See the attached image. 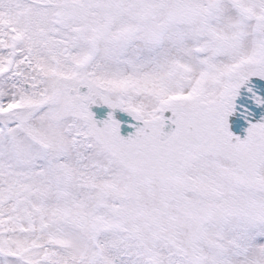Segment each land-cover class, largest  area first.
<instances>
[{
    "label": "snow or ice",
    "instance_id": "snow-or-ice-1",
    "mask_svg": "<svg viewBox=\"0 0 264 264\" xmlns=\"http://www.w3.org/2000/svg\"><path fill=\"white\" fill-rule=\"evenodd\" d=\"M0 264H264V0H0Z\"/></svg>",
    "mask_w": 264,
    "mask_h": 264
}]
</instances>
